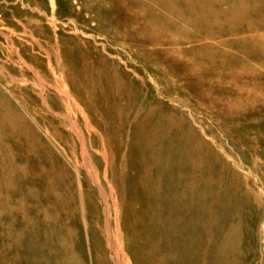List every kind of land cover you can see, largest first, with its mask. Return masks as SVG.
<instances>
[{
  "label": "rangeland",
  "instance_id": "374dc122",
  "mask_svg": "<svg viewBox=\"0 0 264 264\" xmlns=\"http://www.w3.org/2000/svg\"><path fill=\"white\" fill-rule=\"evenodd\" d=\"M0 97L54 152L37 164L44 177L55 165L72 176L77 211L71 260L57 242L68 212L52 224L56 193L44 229L36 180L7 183L0 154V264H115L108 221L125 238L122 264L150 249L166 264H264V0H0Z\"/></svg>",
  "mask_w": 264,
  "mask_h": 264
},
{
  "label": "bare ground",
  "instance_id": "6f19581e",
  "mask_svg": "<svg viewBox=\"0 0 264 264\" xmlns=\"http://www.w3.org/2000/svg\"><path fill=\"white\" fill-rule=\"evenodd\" d=\"M85 71H86V68H83L81 70V75H83V73H85ZM88 71L92 72V69L88 68ZM78 75H80V73ZM87 78L88 77L85 76L84 79H83V82H82V87H83V89L85 88V90L88 89V87L86 86V81L87 80H85ZM89 83L94 86V83H92V82H89ZM112 85H115V83L112 82ZM73 86H75V85H73ZM63 93H64V95H66L67 98H70V96H71L70 95V93H71L70 91H65ZM6 103L7 102H6L5 99H0V110L4 109V111H6L5 117H7L6 119L8 120L7 123H8V127H9L8 128L9 130L7 132H2V130H0V154H5V161H6L5 165L2 164V171H3L4 174H6V176L11 178V180L9 182H7V183H11L14 180H16L17 175L21 174V173L26 176V179L36 180V184H37L38 189H37V191H33L32 190V192H30L29 195L30 196H35L38 199V203H39L38 209H39V215L41 217L42 226L44 227V229H48V228L51 229L50 226L52 224H56L57 220H58V217L62 216L64 214V212H68V210L70 209V211L75 210V212L77 213L76 209L74 208L73 199L69 198L72 195V193L74 192V189H73L72 184H71L74 180H72V176L68 177L66 172L63 169L58 168V166H56V165L54 167L53 173L50 176H45L44 177V174H43L44 166H41L38 169L37 168L38 167L37 164H39V163L42 164V162L45 163V161H50L53 164V160L50 157H53L54 152L52 150H47L46 152H44V150H46L48 147H46L47 145L46 146L44 145L45 147H43V143H42L43 140L39 136V134H37V131L36 130L34 131L32 126L24 120L23 116L20 113H17L14 110H12L11 108L9 109L8 107H6L5 106V105H7ZM44 105H45V107H49L50 108V106L48 105L46 99L44 101ZM66 119L70 122L69 123L70 124L69 125L70 129L76 134V136L79 138V140L81 141V143L83 145V151H84L83 152V156H84V163H85L84 165H85V167H86V169L88 171L89 177L91 178V180L94 182V184L98 187V189L100 191V195H101L103 201L105 202V211L108 214L109 206H110V200H109L110 197H109L107 191L104 189L103 185L101 184V181L97 177V169H96V167L93 168L94 167V164H93V161H92L93 159H92L91 155L88 153V151L86 149L85 138L83 136V132L81 131L82 129H80L78 124L74 120H72V118L67 117ZM94 122H96V121H94ZM35 123L38 125L39 122L35 121ZM46 132H49V131H46ZM140 134L143 135V133H141V132H140ZM145 135H146V138H148V145L149 144L152 145V143H150V139L152 140V138H153L152 134L149 132V133H146ZM47 136L51 137V134L47 133ZM136 137L138 138L137 134H136ZM15 148L17 150H21V153L23 155V157L21 158V160H22L21 163L18 161V157H19L20 154H18L19 152L18 153L14 152ZM151 150H153V148ZM104 157L107 158V155L104 154ZM158 158H160V157H158ZM34 160L36 162L35 165H33V163H32ZM171 161H173V160H171ZM160 162H161V160H160ZM108 168H110V166ZM77 170H79V169L77 168ZM67 172H70V171L67 169ZM78 174H79L78 180H79V191H80L81 201H82L83 205L86 206V204L88 205L90 203L89 200H91L93 198H90V191L89 192L85 191V187H84V184L82 182V178H81L82 175H81L80 170L78 171ZM106 179H109L108 171H106ZM112 180H113L112 182H114V184H115L114 175L112 176ZM118 180L119 179H117V181ZM112 182H110V183H112ZM141 185L143 186L142 188H145L147 186L146 185V181L143 180V183ZM42 186L45 189V192H44L43 196L41 195L42 194L41 193V187ZM46 186H47V188H46ZM54 193H56V196H57L58 201L60 203V212L56 208L54 221L52 222V208H51V206L48 203H49L50 197L55 195ZM133 199L136 201V199H137L136 196ZM145 208L148 209L149 214L152 215L154 210H155V208H156V206L154 207L153 203L151 201L150 203H147ZM146 209H144V210H146ZM69 212L66 213V214H68V216L66 218V221L63 222V224L61 226V230L62 231H60V234H59L60 236H58V241L57 242H60L59 244H61V246L63 247V255H64V253L67 252V255H68L67 259H71L72 260L75 255L72 253V250L69 247L68 241L71 240V238L73 237L74 229H72L70 227L69 214L71 212L70 213ZM145 213H146V211H145ZM53 215H54V213H53ZM51 222H52V224H51ZM108 224L110 225V221H108ZM109 225H108L107 230H108V233H109V239L108 240L110 242V247H111V251H112V258H113V261L115 262V264H122L121 252H125V238H124L123 234H121L120 235V239L118 241V244H116L114 242V239L110 236V233H112V230H111V227ZM140 227H143L146 230L148 229V227L145 226V224L140 225ZM141 229L139 230V233H141ZM45 234L47 235V233H45ZM149 236H152V232L151 231H148V233L144 236V238L147 237L149 239ZM147 243H148V240H147ZM59 249H60V247H59ZM144 252L145 251L143 250V256L141 255V257H140V260H141L140 262L142 264H166V263L162 262L161 259H159L158 257H155L156 259H154V255H153L154 252L151 249L148 250V252H147L148 255H144ZM170 252L173 255L175 253V251H174V249L170 248V250H169V252L167 254L169 258H170ZM149 253H151V254L149 255ZM163 257L166 259L165 255H163ZM165 259H162V260H165Z\"/></svg>",
  "mask_w": 264,
  "mask_h": 264
}]
</instances>
